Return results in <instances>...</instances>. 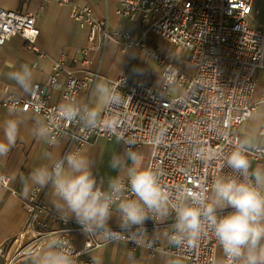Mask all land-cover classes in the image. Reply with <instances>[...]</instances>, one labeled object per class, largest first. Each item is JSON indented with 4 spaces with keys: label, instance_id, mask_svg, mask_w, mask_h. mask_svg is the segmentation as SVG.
Segmentation results:
<instances>
[{
    "label": "built area",
    "instance_id": "built-area-1",
    "mask_svg": "<svg viewBox=\"0 0 264 264\" xmlns=\"http://www.w3.org/2000/svg\"><path fill=\"white\" fill-rule=\"evenodd\" d=\"M119 1L123 5L122 14L140 17L148 30L188 51L189 61L195 70L192 74L182 71L176 62L169 60L158 49H151L144 41H136L128 31L124 32L123 53L133 45L145 47L148 54L163 65L164 81L159 86H153L141 78L127 75L112 80L110 86L120 90L125 99L122 106L104 112L102 118L120 122L125 137L134 139L133 150L145 144L152 147L146 167H151L158 174L165 189L199 185L201 181H206L210 195L213 177L229 171L222 167L224 156L237 141H244L240 128L258 109L257 103L253 102V94L258 81L257 71L264 68V29L256 24V19L264 0ZM59 2L74 3L73 0ZM73 14L84 25L90 26L91 42H95L99 35H105L98 47L106 44L109 30L107 17H95L90 5L73 4ZM15 34H21L36 49L34 44L40 34L36 14L6 9L0 5V49ZM86 84L70 76L63 96L67 100H75ZM173 88L177 89L178 94L172 93ZM0 105L41 114L52 132L53 141L69 136L72 142L76 141V149L98 136L115 137L104 128L103 123L88 130L78 121L66 123L55 120L54 110L59 104L51 102L39 88L37 95L27 98L0 96ZM161 129L165 132V141L154 146V130ZM190 132L196 134L195 139L200 146L215 153V158L201 160L193 156ZM261 134L264 135V123ZM247 154L253 166L263 159L264 147L248 145ZM0 183L9 187V176L0 172ZM45 208L44 204L32 205L24 229L0 248L3 254L10 249L12 251L7 264L15 263L30 252L32 244L44 241L43 238L50 232H60L66 237L64 244L73 253L75 264H96L94 260L86 258L85 253L100 246L103 240L90 235L84 247H77L70 239L71 229L53 228L38 218V213ZM172 213L171 223L174 226L175 214ZM154 217L158 220L161 218ZM64 222L71 223V220ZM112 228L118 230V227ZM172 231L173 228L169 235ZM148 243L153 249L160 247L157 240ZM218 249V243L209 234L202 237L196 247L170 244L168 251L191 260L192 264H215Z\"/></svg>",
    "mask_w": 264,
    "mask_h": 264
},
{
    "label": "clouds",
    "instance_id": "clouds-1",
    "mask_svg": "<svg viewBox=\"0 0 264 264\" xmlns=\"http://www.w3.org/2000/svg\"><path fill=\"white\" fill-rule=\"evenodd\" d=\"M7 78L25 95L38 94L29 63L8 72ZM124 99L120 90L98 81L90 101L66 100L54 110L55 120L78 121L88 130L103 123L117 143L123 145V151L114 152L109 159V167L117 175L107 179L106 187L98 182L92 160L79 150L62 156L45 154L46 162L31 170V186L50 189L49 204L58 217L64 221L75 219L87 236L98 234L110 242L127 239L143 246L148 235L146 222L154 216L166 217L171 208L175 214L169 236L171 244L196 247L202 237L210 234L221 249L215 264H264V167L253 168L247 142L237 141L224 156L222 167L229 171L213 177L210 195L206 181L165 189L151 167L138 166L141 155L133 150L134 139L122 133L120 122L102 118L104 112L122 106ZM23 122V113L15 109H10L0 120V158L7 157L17 143ZM31 134L45 144L53 143L52 132L42 120L33 123ZM190 135L195 158H215V153L196 142L194 132ZM164 141L165 132L154 130L153 145ZM114 216L118 230L110 226ZM65 239L60 232L48 233L43 238L44 243L30 253L31 264H75L73 253L64 244ZM127 261L137 264L132 254Z\"/></svg>",
    "mask_w": 264,
    "mask_h": 264
},
{
    "label": "crops",
    "instance_id": "crops-1",
    "mask_svg": "<svg viewBox=\"0 0 264 264\" xmlns=\"http://www.w3.org/2000/svg\"><path fill=\"white\" fill-rule=\"evenodd\" d=\"M79 6L90 5L97 18L107 17L109 20L108 37L106 44L98 47V43L105 39L99 35L95 42L89 39L90 26L84 25L73 14V4H63L59 0H0V5L6 9L18 11H32L37 16V26L40 34L32 47L30 41L21 34L13 35L0 49V96L13 95L27 98L15 83L7 78L8 72L16 69L22 63H29L35 75V84L49 97L50 101L60 104L67 99L63 96L66 83L70 76L86 82L73 102L92 99V90L98 81L110 82L119 76L127 75L130 78H141L153 86L163 83V65L148 54L145 47L133 45L122 51L123 33L128 31L136 41H144L146 46L159 50L163 55L174 56L179 68L192 74L195 66L189 61V52L179 45L171 43L153 30H148L138 16H127L121 13L122 3L119 0H73ZM256 24L264 29V2L257 15ZM151 58V59H150ZM151 61V62H150ZM148 63V64H147ZM57 64L60 66L57 67ZM257 85L253 94V102L257 103V111L241 126V135L249 146L259 144L264 147V135L261 128L264 123V68L257 71ZM13 109L0 105V120H3ZM24 122L21 125L17 143L11 148L7 157L0 158V172L9 176V187L0 183V248L6 246L24 229L32 205L44 204L47 208L38 213V218L53 228L71 229L70 239L79 248L84 247L87 235L76 223L61 220L49 204L50 189H40L30 184L31 170L41 163H45V154L62 156L66 152L81 151L93 162V172L98 182L106 187L107 179L117 175L109 167V159L114 152H122L123 145L117 143L116 137L98 136L91 142L76 149V141L69 136L45 144L31 134V128L36 120L45 122V118L38 113L24 112ZM2 138V133H0ZM141 155L138 166L146 167L152 152L149 144L136 150ZM264 167V157L255 162L253 168ZM122 179L124 174L119 173ZM126 181V180H125ZM173 213L161 217H153L145 224L148 235L143 246H133L124 240L110 242L97 234L94 238L102 239L100 246L86 251L85 257L95 261L96 264H128L127 257L134 255L137 264H192L191 260L172 255L169 233L173 228L171 223ZM111 227H118L116 217L110 221ZM157 240V249L150 247L149 241ZM44 241L34 243L31 250L11 264H31L30 253L40 247ZM0 253V264H7L11 253ZM221 256L219 247L217 258Z\"/></svg>",
    "mask_w": 264,
    "mask_h": 264
},
{
    "label": "rangeland",
    "instance_id": "rangeland-1",
    "mask_svg": "<svg viewBox=\"0 0 264 264\" xmlns=\"http://www.w3.org/2000/svg\"><path fill=\"white\" fill-rule=\"evenodd\" d=\"M175 55H176V53H174V56L170 55V56H169V60L174 61V57H175ZM152 58H153V57H152ZM150 59H151V58H150ZM153 59H154V58H153ZM150 62H151V61H150ZM147 64H148V63H147ZM172 93H173L174 95L178 94L177 89H176V88H173Z\"/></svg>",
    "mask_w": 264,
    "mask_h": 264
}]
</instances>
